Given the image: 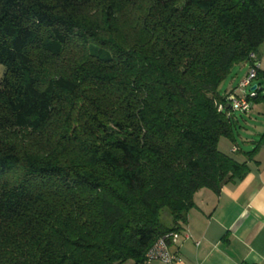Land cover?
<instances>
[{"label":"trees","instance_id":"obj_1","mask_svg":"<svg viewBox=\"0 0 264 264\" xmlns=\"http://www.w3.org/2000/svg\"><path fill=\"white\" fill-rule=\"evenodd\" d=\"M262 44L264 0H0V264H145L249 171L220 87Z\"/></svg>","mask_w":264,"mask_h":264},{"label":"crops","instance_id":"obj_2","mask_svg":"<svg viewBox=\"0 0 264 264\" xmlns=\"http://www.w3.org/2000/svg\"><path fill=\"white\" fill-rule=\"evenodd\" d=\"M255 54L260 63L259 71L264 74V44ZM248 65V63L239 65L244 67L243 72L235 77L233 75L229 80L221 94L224 98L234 91L247 74ZM254 86L258 87L260 96L264 97V84ZM258 101H264V98L254 99L247 114L251 113L254 107H261V104H256ZM235 122L240 123L237 119ZM258 131L257 133L261 132L264 135V125H259ZM262 135L259 145L260 140L257 142L252 138H244L246 151L238 147L235 138L233 142L227 138L220 139L217 146L219 151L240 163L247 161V153L256 148V145L259 148L253 160L247 161L249 171L243 179L222 186L218 193L209 189H199L194 195L195 207L186 214V221L180 227L179 232L182 236L176 245L171 246V250L176 255V264H264V138H262L264 136ZM171 225L172 220L165 226L171 227ZM184 235H188V238ZM150 264L163 263L153 261Z\"/></svg>","mask_w":264,"mask_h":264},{"label":"built area","instance_id":"obj_3","mask_svg":"<svg viewBox=\"0 0 264 264\" xmlns=\"http://www.w3.org/2000/svg\"><path fill=\"white\" fill-rule=\"evenodd\" d=\"M247 63L249 64L247 74L240 80L234 91L228 93L225 98L226 102L229 104L231 113H248L251 109L250 105L252 101L258 95V93H256L257 86L256 89L252 90V84L257 79V72L260 66L255 52H249ZM217 108L223 110L222 105H219ZM181 236L180 232H171L154 241V244L149 248L146 255H144L146 257L145 264H150V262L153 261H160L163 264H176V255L171 250V246L176 245ZM185 238H188V235H186Z\"/></svg>","mask_w":264,"mask_h":264},{"label":"rangeland","instance_id":"obj_4","mask_svg":"<svg viewBox=\"0 0 264 264\" xmlns=\"http://www.w3.org/2000/svg\"><path fill=\"white\" fill-rule=\"evenodd\" d=\"M243 66L234 67L235 68V70L233 72L234 77L237 74L238 75L242 74L243 69H244ZM4 72H5V68L2 65H0V81L3 78L2 75H4ZM229 80L230 79L225 80V82L221 85V87H220L221 94L226 89V86H227ZM261 83L264 84V80L259 79V80L254 81L252 85L254 86L255 84H261ZM248 90H250V89H248ZM258 102L256 104H261L260 105L261 107H257V108L254 107V109L249 114H247V113L241 114L239 112H236L233 114L234 121L237 119V120H239L240 123L239 124H237V122L234 123L232 134H234V138L238 144V147H240L243 151H246V147H245L246 142L243 140L244 138H252V139L256 140L257 142L261 139L262 133L261 132L257 133V131H258L259 125H261V124L264 125V111H262V110H264V101H258ZM256 134H258V135H256ZM168 214L169 213L167 210H163L161 212V214L159 215L161 218V222L164 225H168L171 221V217Z\"/></svg>","mask_w":264,"mask_h":264},{"label":"water","instance_id":"obj_5","mask_svg":"<svg viewBox=\"0 0 264 264\" xmlns=\"http://www.w3.org/2000/svg\"><path fill=\"white\" fill-rule=\"evenodd\" d=\"M254 89H256V86H253V87H252V90H254Z\"/></svg>","mask_w":264,"mask_h":264}]
</instances>
